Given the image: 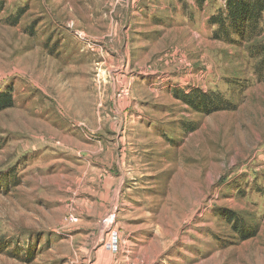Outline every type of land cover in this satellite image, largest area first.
<instances>
[{"label":"rangeland","instance_id":"1","mask_svg":"<svg viewBox=\"0 0 264 264\" xmlns=\"http://www.w3.org/2000/svg\"><path fill=\"white\" fill-rule=\"evenodd\" d=\"M224 3L0 0V264H264V82Z\"/></svg>","mask_w":264,"mask_h":264},{"label":"trees","instance_id":"2","mask_svg":"<svg viewBox=\"0 0 264 264\" xmlns=\"http://www.w3.org/2000/svg\"><path fill=\"white\" fill-rule=\"evenodd\" d=\"M1 7V5H0ZM1 9V8H0ZM264 0H225L209 23L216 29L212 37L228 46H244L253 62L252 70L260 82H264ZM182 100L197 113L224 111L226 104L220 93L183 94ZM12 89L0 92V112L12 108Z\"/></svg>","mask_w":264,"mask_h":264}]
</instances>
